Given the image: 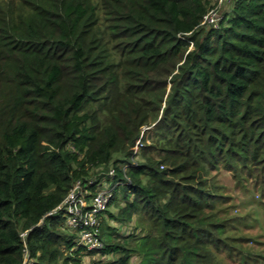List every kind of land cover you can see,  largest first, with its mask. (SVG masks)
<instances>
[{
  "label": "trees",
  "instance_id": "1",
  "mask_svg": "<svg viewBox=\"0 0 264 264\" xmlns=\"http://www.w3.org/2000/svg\"><path fill=\"white\" fill-rule=\"evenodd\" d=\"M229 1L214 26L212 0H0V264H83L55 208L78 179L122 178L143 126L107 211L133 231L87 251L217 264L237 237L212 171L264 196V0Z\"/></svg>",
  "mask_w": 264,
  "mask_h": 264
},
{
  "label": "rangeland",
  "instance_id": "2",
  "mask_svg": "<svg viewBox=\"0 0 264 264\" xmlns=\"http://www.w3.org/2000/svg\"><path fill=\"white\" fill-rule=\"evenodd\" d=\"M220 2L221 0H212L211 6H218L219 15L221 16L219 19L221 20L225 10L228 9L227 5L230 1L223 0V2ZM145 127L147 128V126ZM145 136L147 137L146 140L144 139L146 144L150 143L152 139L148 137L149 133L147 132ZM212 176L219 187V193L223 195L216 204V206L221 208L218 216H226L230 219L229 231L237 237V240L226 243L219 254H217V251L215 252L216 263L218 264L219 260L221 264H264V196L260 194V187L256 186L251 180L237 181L232 173L225 169L212 171L208 180L210 186H212ZM92 178L96 179L97 176ZM101 179L111 181V183L114 181L112 177L107 175V171L102 173V177L99 180ZM122 187L121 185L116 187V198L122 196ZM112 198L108 208L101 213L102 218L99 227L100 245L97 249L103 246L102 239L104 238L107 225H110L108 227H113L112 230L115 229L117 233L122 235L133 231L136 224L135 216L131 221L124 224H120L116 218L110 216L107 211L117 215L118 208L124 203L121 199L118 203H114V194ZM61 214L63 217L65 216L64 211ZM78 240L79 243L76 244L83 245L79 238ZM85 249L81 250L83 264H102L104 261L118 256L116 253L102 254L99 250L91 253L87 251L89 249ZM133 261L136 262V259L133 258Z\"/></svg>",
  "mask_w": 264,
  "mask_h": 264
},
{
  "label": "built area",
  "instance_id": "3",
  "mask_svg": "<svg viewBox=\"0 0 264 264\" xmlns=\"http://www.w3.org/2000/svg\"><path fill=\"white\" fill-rule=\"evenodd\" d=\"M223 2V0H221ZM220 2V3H221ZM218 6L211 7L203 16L202 23L213 24L218 26L220 15ZM146 127H142L141 134L135 145L132 147V154L130 163L122 165L124 175L111 183L105 179L90 178L87 180H76L61 202L55 209L65 212V222L69 227L80 230L79 239L83 246L89 250L95 249L100 245L99 227L101 223V213L108 208V204L113 197L117 186L122 185L129 180L126 173L128 166L137 164L136 154L139 148L143 146V134ZM116 170L111 168L107 171V175L114 179ZM22 235L25 232L21 233Z\"/></svg>",
  "mask_w": 264,
  "mask_h": 264
}]
</instances>
